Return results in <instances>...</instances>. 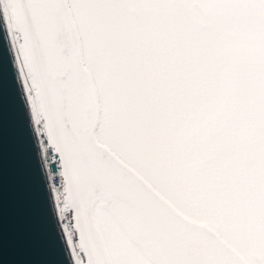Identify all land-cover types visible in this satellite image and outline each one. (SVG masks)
<instances>
[{"label":"snow or ice","instance_id":"snow-or-ice-1","mask_svg":"<svg viewBox=\"0 0 264 264\" xmlns=\"http://www.w3.org/2000/svg\"><path fill=\"white\" fill-rule=\"evenodd\" d=\"M0 38L62 264H264V0H0Z\"/></svg>","mask_w":264,"mask_h":264},{"label":"water","instance_id":"water-1","mask_svg":"<svg viewBox=\"0 0 264 264\" xmlns=\"http://www.w3.org/2000/svg\"><path fill=\"white\" fill-rule=\"evenodd\" d=\"M62 260L13 72L5 67L0 76V264Z\"/></svg>","mask_w":264,"mask_h":264},{"label":"built area","instance_id":"built-area-1","mask_svg":"<svg viewBox=\"0 0 264 264\" xmlns=\"http://www.w3.org/2000/svg\"><path fill=\"white\" fill-rule=\"evenodd\" d=\"M53 171H55V169H53Z\"/></svg>","mask_w":264,"mask_h":264}]
</instances>
